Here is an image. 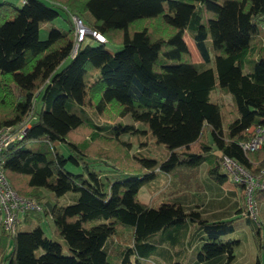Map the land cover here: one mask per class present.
<instances>
[{
    "label": "trees",
    "instance_id": "16d2710c",
    "mask_svg": "<svg viewBox=\"0 0 264 264\" xmlns=\"http://www.w3.org/2000/svg\"><path fill=\"white\" fill-rule=\"evenodd\" d=\"M21 3H0V129L24 131L3 153L4 174L18 195L42 206L24 221L49 216L52 237L40 226L17 227L9 236L0 225L13 246L6 263L159 264L161 258L185 264L171 256H191L187 264H234L239 241L229 235L243 217L254 224L262 249V262L253 264H264L261 223L246 207L215 220L176 199L157 207L138 199L155 168L177 174L205 165L207 177L222 184L231 179L223 156L251 173L264 166V145L254 152L242 148L250 127H264V32L257 25L264 0ZM60 11L68 30L52 27L40 39V23ZM72 16L105 41L86 38L74 49ZM184 33L202 67L191 60ZM216 80L231 97V118L210 100ZM125 115L165 146L160 164L130 152L122 135L134 127L115 122ZM41 190L50 201L41 200ZM67 193L68 202L60 203ZM254 199L264 200V192L255 191Z\"/></svg>",
    "mask_w": 264,
    "mask_h": 264
},
{
    "label": "rangeland",
    "instance_id": "374dc122",
    "mask_svg": "<svg viewBox=\"0 0 264 264\" xmlns=\"http://www.w3.org/2000/svg\"><path fill=\"white\" fill-rule=\"evenodd\" d=\"M7 1L17 7L21 6L22 0H0V3ZM79 18V17H77ZM84 24L83 20L79 18ZM85 25V24H84ZM259 28H263L264 22L259 21L257 23ZM52 27L68 30L69 23L66 21V15L64 12L60 11V16L56 17L52 21L40 23L39 26V38L45 39L47 37L48 30ZM96 45V42H92ZM111 51H117L120 47L108 46ZM191 60L196 61L198 59L196 51L193 49L190 52ZM256 56H254L255 58ZM66 62H64L65 64ZM63 64V65H64ZM251 66L249 64L245 65L242 69L244 73L250 71ZM210 100L217 102L222 108V114L226 118H231L233 116L231 111V97L220 91L217 80L215 82V87L210 93ZM115 122H120L124 125H131L134 127L132 133H125L122 135V139L130 144V152L132 154H138L142 157H149L160 164L167 155V151L164 145L159 144L155 141L154 137L151 135L146 125L136 123L132 121L129 115L123 117H118ZM67 170L71 172H78L79 168L71 164H67ZM157 175L152 180H148L144 186L139 189L138 199L145 205L152 207H157L161 202L174 197H183L188 203L194 204L195 208L199 210H205V212L210 213L212 206H208V202L217 203L214 193L215 191L207 188V183L205 181L206 169L205 165L200 166L196 170H183L177 174H165L163 172L154 170ZM222 185L225 190H230L234 185L229 181ZM11 186V185H10ZM238 198L239 206L246 207L245 193L239 187ZM14 190V189H13ZM15 191V190H14ZM16 192V191H15ZM72 195L67 193L66 195L59 198L60 203L68 202V196ZM20 196V195H19ZM41 200H51L48 193L45 190H41ZM22 197V196H21ZM35 200V199H34ZM255 200V199H254ZM37 201V200H36ZM228 200H225L224 205H227ZM196 204V205H195ZM256 212L255 216L256 223H261L259 226V234L262 240H264V200L256 201ZM209 209V210H208ZM249 213V212H248ZM24 215L21 216V223L18 229L21 231L40 226L44 235L46 237H52V223L49 216H43L40 221L33 219L30 222L24 221ZM257 230L252 222H247L246 218L240 217L234 222V232L229 235V238L236 239L239 241L238 245L234 249L235 260L234 264H253L256 259L262 262V249L259 247V237L257 236ZM129 232L126 231V238H128ZM127 241V240H126ZM127 243V242H125ZM63 244V242H62ZM13 246L10 237L3 235L0 228V264H7L5 257L9 255ZM62 252L67 254V247L63 245ZM171 260L181 261L185 264L189 261L191 263V256H171ZM167 261L164 259L158 260L159 264H165Z\"/></svg>",
    "mask_w": 264,
    "mask_h": 264
},
{
    "label": "built area",
    "instance_id": "2783aa9c",
    "mask_svg": "<svg viewBox=\"0 0 264 264\" xmlns=\"http://www.w3.org/2000/svg\"><path fill=\"white\" fill-rule=\"evenodd\" d=\"M71 18L74 24L75 49L87 37H91L97 42L105 41L100 33L87 28L79 18L76 16ZM262 30L264 32V25ZM23 132V130L13 132L10 127L0 129V225L6 235L9 236L16 232L17 227L21 223L22 215L42 210V206L38 201L19 196L10 186L4 174L3 153L13 140L22 135ZM248 132L251 136L248 141L242 144L243 150L254 152L261 149L264 145V127L252 126L248 129ZM221 165L234 182L243 185L247 211L250 216H255L254 193L255 191L264 192V166L255 173H251L240 166L234 159L227 156L222 157Z\"/></svg>",
    "mask_w": 264,
    "mask_h": 264
},
{
    "label": "crops",
    "instance_id": "0c3cea01",
    "mask_svg": "<svg viewBox=\"0 0 264 264\" xmlns=\"http://www.w3.org/2000/svg\"><path fill=\"white\" fill-rule=\"evenodd\" d=\"M183 40H184V42L188 48L189 53L191 52L192 49L194 51H196V53H197L198 59L195 62L194 61L193 62L196 65L202 67L203 60H202V58H201V56H200V54L196 48L194 41L188 35V33H184ZM205 181L207 183V188L215 191L213 196H215V199L219 202L213 203L211 201V202L207 203L208 206H212L210 209V213L205 212V210H203V209L201 210V207H200L199 210L203 213V216H205L209 219H215V220L225 219V218H229L232 216L234 217L235 211L241 207V206H239V201L237 200V198L239 197L238 196V192L240 190L239 187L237 185H235L231 179L227 180L232 185H234L230 190L229 189L225 190L222 187V185H224L225 183H228L227 181L222 183V184H219V183H216V182L210 180L207 176H205ZM170 199L171 200L176 199L177 201H180L185 206L196 207L191 202L188 203L187 201H185V199L181 196L170 198ZM170 199H168V200H170ZM226 199L228 200V203H227V205H224ZM194 245H195V243H194ZM187 253H188V251H186V255H187ZM191 255L193 256V252L191 253Z\"/></svg>",
    "mask_w": 264,
    "mask_h": 264
},
{
    "label": "bare ground",
    "instance_id": "6f19581e",
    "mask_svg": "<svg viewBox=\"0 0 264 264\" xmlns=\"http://www.w3.org/2000/svg\"><path fill=\"white\" fill-rule=\"evenodd\" d=\"M102 36H103V35H102ZM88 38H90V37H87V39H88ZM104 38H105V37H104ZM85 41H86V40H85ZM73 46H74V44H73ZM74 49H75V48H74Z\"/></svg>",
    "mask_w": 264,
    "mask_h": 264
},
{
    "label": "water",
    "instance_id": "95a60500",
    "mask_svg": "<svg viewBox=\"0 0 264 264\" xmlns=\"http://www.w3.org/2000/svg\"><path fill=\"white\" fill-rule=\"evenodd\" d=\"M10 146H8V148H9Z\"/></svg>",
    "mask_w": 264,
    "mask_h": 264
}]
</instances>
